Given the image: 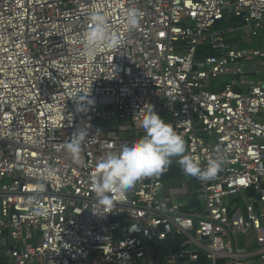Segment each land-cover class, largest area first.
<instances>
[{
  "label": "built area",
  "instance_id": "built-area-1",
  "mask_svg": "<svg viewBox=\"0 0 264 264\" xmlns=\"http://www.w3.org/2000/svg\"><path fill=\"white\" fill-rule=\"evenodd\" d=\"M130 6L143 12L133 31ZM95 8L108 13L121 46L86 58L82 37ZM261 37L264 0H0V248L8 264H264V80L246 81L264 71V47L239 46ZM221 76L233 80L213 86ZM152 108L170 113L202 166L227 158L199 181L200 214L163 196L169 167L114 194L112 207L94 204L97 162L143 136L140 114ZM84 124L90 135L77 166L63 145ZM239 234L254 248L239 249ZM171 237L181 251L161 263L157 250Z\"/></svg>",
  "mask_w": 264,
  "mask_h": 264
},
{
  "label": "clouds",
  "instance_id": "clouds-1",
  "mask_svg": "<svg viewBox=\"0 0 264 264\" xmlns=\"http://www.w3.org/2000/svg\"><path fill=\"white\" fill-rule=\"evenodd\" d=\"M142 16L143 12L138 7L130 6L125 18L127 30L137 29ZM88 22L89 28L82 37V56L92 58L103 48L121 46L120 36L111 29L108 13L103 9L90 10ZM77 111H84L80 101L77 103ZM140 115L139 125L144 135L122 144L116 151L106 153L97 162L91 177L95 205L112 207L115 203L114 194L126 193L143 178L160 175L173 163V158H177L186 175L201 181L213 179L227 163L226 156L220 154L208 159L202 166L199 159L187 154L183 135L154 108ZM89 135V128L84 124L75 129L69 142L64 143L63 148L74 165L82 163L83 144ZM54 171L50 167L46 168L41 179L47 181Z\"/></svg>",
  "mask_w": 264,
  "mask_h": 264
},
{
  "label": "crops",
  "instance_id": "crops-1",
  "mask_svg": "<svg viewBox=\"0 0 264 264\" xmlns=\"http://www.w3.org/2000/svg\"><path fill=\"white\" fill-rule=\"evenodd\" d=\"M175 159L173 158V163L168 166L170 171L164 179L163 196L167 200L178 202L184 214L191 216L200 214L205 209V201L199 193L200 180L186 175L180 165L174 164ZM36 243L37 239L30 241V245H35ZM180 243L181 241L178 237H171L168 242L161 244L156 253L158 261L166 263L165 257L168 258L179 254L181 251ZM14 246L23 247V243H15ZM2 251L3 248H0V264H8V260ZM178 264L185 263L179 262Z\"/></svg>",
  "mask_w": 264,
  "mask_h": 264
},
{
  "label": "rangeland",
  "instance_id": "rangeland-1",
  "mask_svg": "<svg viewBox=\"0 0 264 264\" xmlns=\"http://www.w3.org/2000/svg\"><path fill=\"white\" fill-rule=\"evenodd\" d=\"M238 35L237 34H234L233 35V37H237ZM264 37H261L260 39H253V40H251V42H250V46L251 47H259V43L260 42H262V47L261 48H263L264 47V39H263ZM227 39H228V37H227ZM259 41V42H258ZM240 48H246V47H241L240 46ZM247 65H248V63H246L245 64V66L247 67ZM250 70H252L253 71V65L251 64V66H250ZM258 70H261V68L260 67H258ZM260 73L258 74V76H256V75H251L249 78H248V80H246L247 81V83H251V84H253V83H255V82H257V81H259V80H264V71H259ZM231 80H233V77H231V76H221L217 81H213L212 82V85L213 86H215V85H219V84H221V83H225V82H230ZM161 115V117L162 118H164L166 121H169V117H170V113H164V114H160ZM129 124V122L128 121H124L122 124H121V126H126V125H128ZM245 235H243V234H239V235H237V240H238V247H239V249H247V248H249V249H253L254 248V246H255V244L253 243V246L250 248V247H247L246 246V242H245ZM248 237L249 236H247L246 237V239L248 240Z\"/></svg>",
  "mask_w": 264,
  "mask_h": 264
},
{
  "label": "trees",
  "instance_id": "trees-1",
  "mask_svg": "<svg viewBox=\"0 0 264 264\" xmlns=\"http://www.w3.org/2000/svg\"><path fill=\"white\" fill-rule=\"evenodd\" d=\"M233 22H229V24H232ZM264 39V38H263ZM263 42V41H262ZM262 42H260L259 43V47H262L263 45H262ZM251 45V44H250ZM250 45H247V44H245V43H243V42H240L239 43V46H241V47H250Z\"/></svg>",
  "mask_w": 264,
  "mask_h": 264
},
{
  "label": "water",
  "instance_id": "water-1",
  "mask_svg": "<svg viewBox=\"0 0 264 264\" xmlns=\"http://www.w3.org/2000/svg\"><path fill=\"white\" fill-rule=\"evenodd\" d=\"M112 124L117 125L118 122H112ZM111 129H112V130H116L117 128H116V127H112Z\"/></svg>",
  "mask_w": 264,
  "mask_h": 264
}]
</instances>
